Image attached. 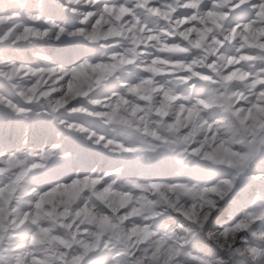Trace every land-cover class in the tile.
<instances>
[{
  "label": "snow or ice",
  "instance_id": "snow-or-ice-1",
  "mask_svg": "<svg viewBox=\"0 0 264 264\" xmlns=\"http://www.w3.org/2000/svg\"><path fill=\"white\" fill-rule=\"evenodd\" d=\"M0 264H264V0H0Z\"/></svg>",
  "mask_w": 264,
  "mask_h": 264
}]
</instances>
